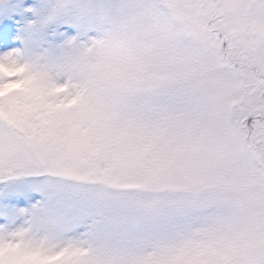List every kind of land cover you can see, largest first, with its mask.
Returning a JSON list of instances; mask_svg holds the SVG:
<instances>
[{"label":"snow or ice","instance_id":"6c2138e0","mask_svg":"<svg viewBox=\"0 0 264 264\" xmlns=\"http://www.w3.org/2000/svg\"><path fill=\"white\" fill-rule=\"evenodd\" d=\"M0 264H264V0H0Z\"/></svg>","mask_w":264,"mask_h":264}]
</instances>
